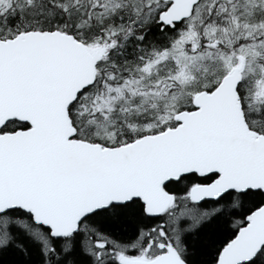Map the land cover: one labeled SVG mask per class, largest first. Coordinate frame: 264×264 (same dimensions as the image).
<instances>
[{
  "label": "snow or ice",
  "instance_id": "snow-or-ice-1",
  "mask_svg": "<svg viewBox=\"0 0 264 264\" xmlns=\"http://www.w3.org/2000/svg\"><path fill=\"white\" fill-rule=\"evenodd\" d=\"M0 264H264V0H0Z\"/></svg>",
  "mask_w": 264,
  "mask_h": 264
}]
</instances>
